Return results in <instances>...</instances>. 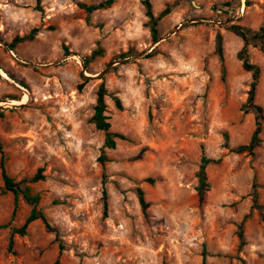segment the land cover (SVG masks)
Wrapping results in <instances>:
<instances>
[{"label":"rangeland","instance_id":"obj_1","mask_svg":"<svg viewBox=\"0 0 264 264\" xmlns=\"http://www.w3.org/2000/svg\"><path fill=\"white\" fill-rule=\"evenodd\" d=\"M98 1L42 0L41 13L35 0H0V142L6 171L18 181L42 168L44 178L29 187L58 236L36 219L25 235L14 234V253L8 252L10 230L22 225L31 205L19 196L10 218L13 194L3 191L0 168V264H52L59 243V264H264L259 43L248 52L260 67L254 101L263 108L261 142L254 155L225 147L247 143L255 126L253 113L242 108L250 82L237 56L243 39L231 26L264 27V0H150L155 16L171 7L157 25L155 44L143 0H115L90 13L77 5ZM33 27L38 28L33 39L10 52L12 39ZM218 34L224 69L216 53ZM97 47L102 55L83 70L84 57ZM101 82L108 91L111 129L125 136L105 150L104 168L97 161L104 134L89 122ZM112 96L119 97L121 109ZM202 153L218 162L206 166L209 189L199 202ZM137 187L149 202L146 213ZM254 189L259 208L252 207ZM247 213L240 247L238 226Z\"/></svg>","mask_w":264,"mask_h":264},{"label":"trees","instance_id":"obj_2","mask_svg":"<svg viewBox=\"0 0 264 264\" xmlns=\"http://www.w3.org/2000/svg\"><path fill=\"white\" fill-rule=\"evenodd\" d=\"M42 0H35L34 9L43 12V7L41 5ZM115 0H100L96 3H85V2H78L77 5L79 8L84 9L86 12L90 13L94 10L107 8L110 7ZM143 3L146 7V15L149 19L150 23V31L152 40L155 42L158 40V23L167 16L170 11L171 7H166L160 11L158 15H154L151 9V2L150 0H143ZM231 29L235 31L237 35H239L243 39V45L241 49L237 52L238 58L241 60L242 68L248 72H250V82L249 88L247 90V97L245 102L242 105V108L246 112H252L254 115V130L248 140L247 143L238 144L236 146L230 147L227 144L225 145L229 151L240 154L246 153L249 155H254L255 149L260 145L261 138L260 134L262 131V123H263V108L259 104L255 103V96H256V88L259 82L260 77V67L256 63H253L250 60V55L248 52L249 45H255L259 43L260 49L264 48V27H260L257 30L251 29L249 27L241 26L234 24L231 26ZM38 30L37 27L31 28L28 34L23 36H15L11 43L9 44L10 49H13L16 43L22 42L24 40H31L34 37L35 32ZM102 48L97 47L91 51L89 56L84 57V65L87 66L89 61L96 56L102 55ZM64 53H68L67 49L64 48ZM216 53L218 58L221 62L222 69H224V56H223V47H222V36L220 34L217 35L216 38ZM151 53L148 54L150 56ZM86 81V79L84 80ZM23 85V84H22ZM84 82H81L77 85V89L81 90L83 88ZM108 95L107 88L105 87L104 82H101L97 88L96 92V100L93 107V113L89 118V122L93 123L95 128L101 130L104 134L103 142L99 148V155L97 157V161L101 165L102 168L105 166V162L108 160V157L105 153L106 149H113L116 145V138L124 139L125 136L118 132H115L111 129V122L109 121V117L106 114V102L105 96ZM10 99H15L10 96ZM113 103L116 108L121 109L122 104L117 96H112ZM1 115V114H0ZM218 162V158H210L207 157L204 153L201 154L200 163L198 166V170L196 172L197 177V184H196V193L198 195L199 202H202L205 197V192L209 189V183L207 181L206 176V166L209 163H216ZM0 168H1V175L3 179V191H10L13 194V210L11 213L10 218L13 219L17 209L18 198L21 196L29 205H31V209L28 215L25 217L23 223L19 227H12L10 230L9 240L7 250L10 253H14L13 245L14 234H18L23 236L26 234L27 226L36 219H41L44 225L51 230L56 231V239L57 237V229L53 226L48 217L37 208V205L40 200V196L38 194L31 193L29 183H33L44 178L42 174V168H37L36 172L28 178H22L16 181L12 176H10L6 171V155L3 150V145L0 142ZM148 181L152 182L151 178H148ZM136 195L143 213H146L147 208L149 207V202L145 199L143 190L140 187L136 189ZM101 201H102V217H107L108 215V193L106 189V174L104 171L101 173ZM252 207L259 208V204L257 203V192L254 189L252 193ZM249 216V213L245 214L243 219L241 220L237 235L240 240V247H242L244 242V231H243V223L246 217ZM63 251V245L61 243L58 244V257L52 264H59V255Z\"/></svg>","mask_w":264,"mask_h":264},{"label":"water","instance_id":"obj_3","mask_svg":"<svg viewBox=\"0 0 264 264\" xmlns=\"http://www.w3.org/2000/svg\"><path fill=\"white\" fill-rule=\"evenodd\" d=\"M159 41V39L158 40H156L155 42H154V44L155 43H157ZM8 50L11 52V49L10 48H8ZM16 58V60L17 61H19V62H21V63H24V64H27V65H30V66H33L34 64H32V63H28V62H25V61H22L21 59H19V58H17V57H15ZM84 67H85V65L84 66H82V68H83V70H84ZM11 82H13L12 80H10ZM2 102H0V104H1ZM7 103H5L4 105H6ZM11 107H21V106H23L24 104H19V105H16V104H9Z\"/></svg>","mask_w":264,"mask_h":264}]
</instances>
